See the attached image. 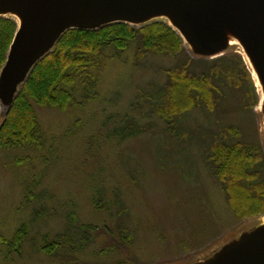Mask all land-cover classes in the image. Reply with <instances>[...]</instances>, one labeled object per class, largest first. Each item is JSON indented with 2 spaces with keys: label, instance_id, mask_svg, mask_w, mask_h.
<instances>
[{
  "label": "rangeland",
  "instance_id": "1",
  "mask_svg": "<svg viewBox=\"0 0 264 264\" xmlns=\"http://www.w3.org/2000/svg\"><path fill=\"white\" fill-rule=\"evenodd\" d=\"M0 17L17 21L11 13ZM158 21L169 24L158 17L135 26ZM184 46L197 59L196 70L217 57L241 55L253 84L241 71L240 85L225 88L214 111L186 113L172 133L148 100L166 84V69L185 57L148 54L138 61L134 45L106 60L96 98L66 110L38 107L44 145L0 149V235L11 238L22 223L30 227L21 253L0 255V264H206L264 228V213L234 214L205 158L235 126L240 136L226 141L252 143L264 162V113L252 68L239 44L214 55ZM6 113L0 102V124ZM125 118L147 126L146 133L125 141L109 136ZM71 213L76 248L44 254L42 239L64 233Z\"/></svg>",
  "mask_w": 264,
  "mask_h": 264
},
{
  "label": "trees",
  "instance_id": "2",
  "mask_svg": "<svg viewBox=\"0 0 264 264\" xmlns=\"http://www.w3.org/2000/svg\"><path fill=\"white\" fill-rule=\"evenodd\" d=\"M18 27L14 19L0 17V73ZM134 45L138 61L144 60L148 54L176 59L182 55L185 57L183 62L166 69V84L155 89L148 100L151 112L160 116L172 133L177 130L178 120L186 113L196 108L214 111L225 95L224 89L240 85L243 80L241 71L252 83L247 66L238 54L212 59L207 69L204 65H201V70L194 69L197 59L185 51L181 35L164 22L141 27L118 22L94 30L70 29L35 65L22 84L0 124V149L42 147L44 135L37 108L66 110L81 105L83 100L96 98L98 80L106 60L115 58ZM200 63L206 65V60ZM125 120L120 130H112L109 136L125 141L146 133L147 126L139 125L133 119ZM227 131L223 140H215L210 145L205 158L213 164L215 176L222 184L234 214L241 219L261 215L264 213L263 158L252 143L226 141L231 136H240L237 127H228ZM31 199L32 194L28 191L24 205L27 206ZM95 205L99 209L100 201H96ZM41 210L43 208L34 211L36 219L42 215ZM68 219L69 226L64 233L54 238L44 236L41 246L44 254L53 257L62 250L76 248L75 233L71 229L75 224V215L68 214ZM29 233V225L22 223L11 238L0 235V255L8 258L10 254H20Z\"/></svg>",
  "mask_w": 264,
  "mask_h": 264
},
{
  "label": "water",
  "instance_id": "3",
  "mask_svg": "<svg viewBox=\"0 0 264 264\" xmlns=\"http://www.w3.org/2000/svg\"><path fill=\"white\" fill-rule=\"evenodd\" d=\"M0 12L22 19L0 73V102L7 112L32 69L66 31L158 17L172 19L177 28L169 25L203 55L219 53L228 43L226 31L233 32L264 80V0H0ZM206 264H264V228Z\"/></svg>",
  "mask_w": 264,
  "mask_h": 264
},
{
  "label": "bare ground",
  "instance_id": "4",
  "mask_svg": "<svg viewBox=\"0 0 264 264\" xmlns=\"http://www.w3.org/2000/svg\"><path fill=\"white\" fill-rule=\"evenodd\" d=\"M12 14L17 19L18 23L21 24L22 23V19L19 16V14L18 13H12ZM164 18L167 20V22L170 25H172L173 27L177 28L172 19H170L169 17H164ZM226 34H227V40H228L227 44L228 45L229 44H231V45L239 44L242 47L246 58L248 59L249 65L252 68L253 75L255 77V81H256V85H257L258 91H259L260 96H261L259 109H260V111L262 113H264V80L262 79V77H261V75H260V73L258 71V68L254 64V62L252 60L251 53L249 52V50L246 47V45L233 32L227 30ZM184 38H185L186 45H188L190 48H193V43L189 40V38L188 37H184Z\"/></svg>",
  "mask_w": 264,
  "mask_h": 264
}]
</instances>
